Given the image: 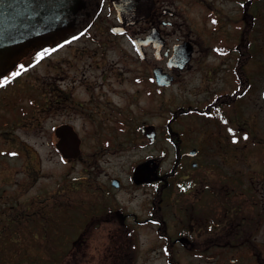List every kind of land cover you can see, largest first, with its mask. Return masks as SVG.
I'll return each instance as SVG.
<instances>
[{
  "label": "rangeland",
  "instance_id": "374dc122",
  "mask_svg": "<svg viewBox=\"0 0 264 264\" xmlns=\"http://www.w3.org/2000/svg\"><path fill=\"white\" fill-rule=\"evenodd\" d=\"M186 1L193 2L170 0L177 14L174 21L183 23L182 31L196 43L194 58L171 85L163 87L158 94L148 74L152 67L163 64L155 60L151 47L144 48L146 58L142 61L133 45L135 37H144L149 32L150 22L140 21L126 34L115 35L110 27L117 20L109 8L102 11L85 33L54 50L20 81L38 95L37 101L42 107L47 110L51 107L52 115L48 116L46 111L41 122L20 121L8 134L14 141L11 137L10 142L0 139V149L16 153L12 159L0 158V260L56 264L60 255L57 247L68 249L89 217L105 215L106 209L114 210L112 212L119 209L115 228L120 218L128 227H133L132 215L140 220L147 217L152 192L144 185L135 184L134 179L145 175L146 169L140 170V167L147 165L150 159L157 160L159 172L171 169L175 147L168 139V129L178 133L183 152L187 154L191 148L199 150L194 158L198 163L196 169L190 167L191 159H186L189 174L202 176L207 165L213 164L209 175L199 178L201 183L204 179V183H220V174L225 170L238 173L242 183H253L254 196H261L264 185V0H202L192 4ZM247 3L250 4L248 9ZM250 14L254 32L251 34L250 30L246 31L248 26L243 22L242 25L243 36L251 43L250 49L253 46L254 59L249 65L253 71V88L241 99L236 144L212 121L195 113L179 112L187 107L201 108L207 99L208 79L202 55L207 20L217 19L229 34L236 21H249ZM162 32L170 48L178 36L177 30L165 27ZM42 107L36 108L35 115L42 112ZM63 123L70 124L80 139V155L76 159L64 161L55 152L54 128ZM144 125L155 127L157 136L153 143L142 135L140 130ZM230 126L234 127L235 123L232 121ZM220 141L225 142L224 146ZM112 178L120 181L119 188L110 186ZM171 196L166 194L162 210L166 231L175 238L178 220ZM241 196L244 198L246 193L242 191ZM258 207L264 210L263 201L259 200ZM50 212L70 225L49 227L58 232L57 242L40 236L38 219ZM257 223L264 230V216ZM157 227L148 223L135 225L136 234L130 239L135 242V253L127 251L130 240L126 239L124 249L116 256L119 261L168 264L156 235ZM113 232L90 231L89 256L93 252L101 256L109 254L115 242ZM262 237L264 235L260 234L259 238ZM121 256L124 259L120 260ZM99 257L78 260V263L96 264ZM178 258L182 264L189 262L180 251ZM112 262L115 264L114 260Z\"/></svg>",
  "mask_w": 264,
  "mask_h": 264
},
{
  "label": "flooded vegetation",
  "instance_id": "af4514ba",
  "mask_svg": "<svg viewBox=\"0 0 264 264\" xmlns=\"http://www.w3.org/2000/svg\"><path fill=\"white\" fill-rule=\"evenodd\" d=\"M191 1L199 3L202 0ZM186 2L189 4L193 3L190 1ZM174 7L170 0H154V8L150 16L148 19L141 21L150 22V30L155 27L164 40L159 58L154 56L153 51L155 60L163 65H155L151 69V74H148L150 83L156 89L157 94L160 93L163 86L156 83L153 76L154 68L158 67L163 72L168 73L172 76L173 82L194 58L196 43L182 31L183 23L178 24L177 21H174L177 19ZM241 7H244L242 3ZM245 7L248 9L250 4L247 3ZM105 8H109L115 13L111 1L103 0L101 10L93 23L99 18ZM249 18V21L245 19L236 21L234 28L230 29L231 32L229 34H226L223 29L224 26L217 19H211L210 17L207 20L205 24L207 32L206 45L202 53L208 79L207 99L201 108L187 107L186 111L179 112L184 115L195 113L208 121H212V123L225 131L224 135L228 137L229 141H236V144L239 141L237 136L239 130L236 122L240 118L241 99L253 88V71L251 66L249 68L254 59L253 46L250 49L251 43L248 41L247 36H243L242 25V22L245 23V26H248L246 31L250 30L252 34L254 32L253 16L250 14ZM117 24L118 22L111 25L112 33L113 27ZM130 27L132 26L126 27L119 35L126 34ZM165 27H172L173 31L176 32L177 30L178 34L176 41L170 48L167 47L166 39L162 32ZM185 42H188L192 49L189 62L183 69L169 67L168 62L173 47ZM65 45L58 44L54 47L45 46L33 49L16 64L11 72L0 79L1 140L10 142L11 136L8 134H10L14 125L20 121L26 123L27 121L41 122V116L46 111L48 116L52 115L51 107L48 110L42 107L37 101L38 95L30 86L21 85L20 81L24 79V76L35 65L43 62L45 57H48L54 50L60 49ZM146 47L153 49L151 44L144 46V57H141L136 52L142 61L146 58V52L144 51ZM16 73L19 74L16 75ZM262 97L264 98V88ZM39 106L43 108L42 112L35 115L36 108ZM47 114L45 117H47ZM232 121L235 123L234 127L230 126ZM170 134L173 135V140L170 142L175 147L174 164L167 171L171 175V181L169 183L164 180L163 174L166 178L168 174L159 172L158 166L155 177L149 172L147 166L140 169H146L145 175L141 179H134V183L144 185L151 190L152 203L148 216L143 220L132 215L134 224L139 226L148 223L158 226L156 235L159 238L161 249L167 258L168 264H182V261L178 258L179 251L189 259L188 264H264V238H259L260 234L264 235V230L258 227L257 223L264 216V210L258 207L259 200L264 203V185L261 187V196H254L253 183H250L251 185L242 183V178L238 176V173H227L225 170L220 174V183H204L205 179L201 183L199 178L209 175L211 168L214 167L213 164L207 165L208 168L203 171L202 176L198 173L189 174L186 159L190 158V167L193 170L196 169L198 163L194 158L198 155L199 150L191 148L186 154V152H183L178 133L170 131ZM11 140L14 141L12 137ZM222 141H220V145L224 146L225 142ZM4 156L12 159L16 156V153L11 149H0V158ZM112 179L109 183L111 187H113L111 184ZM242 191L246 193L244 198L241 196ZM166 194L172 195L175 215L178 220L175 238L168 234L165 221L163 220L162 202H164ZM135 225L132 224L134 231ZM106 230L112 231V229ZM26 262L22 261L20 263L18 260L4 262L0 260V264H23ZM45 263L48 264L50 262ZM111 263L113 262L111 261Z\"/></svg>",
  "mask_w": 264,
  "mask_h": 264
},
{
  "label": "water",
  "instance_id": "95a60500",
  "mask_svg": "<svg viewBox=\"0 0 264 264\" xmlns=\"http://www.w3.org/2000/svg\"><path fill=\"white\" fill-rule=\"evenodd\" d=\"M118 24L112 31L120 34L126 27L147 19L154 0H110ZM103 0H0V79L6 76L28 52L43 46L65 44L81 36L101 10ZM137 53L144 57L143 47L152 45L154 56L159 58L164 40L152 27L144 37L133 40ZM192 49L188 42L173 47L168 66L183 69L189 62ZM155 81L160 86H170L172 76L160 68L153 69ZM141 133L148 142L155 140L153 125L143 126ZM56 150L64 159L80 155V139L73 127L62 124L54 129ZM157 160H149V172L156 176ZM119 187V181H111ZM264 194V191H263Z\"/></svg>",
  "mask_w": 264,
  "mask_h": 264
},
{
  "label": "trees",
  "instance_id": "16d2710c",
  "mask_svg": "<svg viewBox=\"0 0 264 264\" xmlns=\"http://www.w3.org/2000/svg\"><path fill=\"white\" fill-rule=\"evenodd\" d=\"M184 109V108H183ZM187 109L183 110L186 111ZM172 119H170L168 122L170 123ZM168 139L170 141L173 140V135L170 134ZM168 174L167 178L163 174L164 180H167L169 183L171 181V175L169 172L166 171ZM107 212H105V215H95L92 217H89L86 222L83 223V231L77 236L75 240L71 242L68 249L63 250L62 247H57V252L60 254L58 259V262L56 264H78V260H93L94 258H98V261L96 264H110L112 260L115 261V264H123L119 261V258L116 257L117 255L121 254V250L124 249L126 244V239H131L133 235H135V231L133 230L134 227H128L127 224L123 223V220L120 218L118 220V224L116 228L114 227V220L118 218V212L119 209L115 212H112L114 210L106 209ZM60 216L58 214H55L54 212L47 213L46 215H40L39 225L40 227V236L42 238H46L47 240H50L51 242H57L56 239L59 237V234L54 229H49V227H70V225L64 220L59 219ZM56 224V225H55ZM106 229H112L114 232L111 234L114 236V244H113V250L109 251V254H106L105 256H101L102 254H97L96 252H93L92 255L89 256V247L91 244H88L89 239V233L90 231H98L102 234V232ZM117 231V232H116ZM49 237V238H48ZM63 240H66L64 236L61 237ZM46 242V241H45ZM81 249V250H80ZM136 245L135 242L129 241L127 251L131 253H135ZM130 255V253H129ZM124 259L123 256L120 257V260ZM49 264V263H48ZM54 264V263H52Z\"/></svg>",
  "mask_w": 264,
  "mask_h": 264
},
{
  "label": "snow or ice",
  "instance_id": "6c2138e0",
  "mask_svg": "<svg viewBox=\"0 0 264 264\" xmlns=\"http://www.w3.org/2000/svg\"><path fill=\"white\" fill-rule=\"evenodd\" d=\"M19 73H16V75H18ZM245 139H247V137H245ZM233 142H235V141H233Z\"/></svg>",
  "mask_w": 264,
  "mask_h": 264
}]
</instances>
